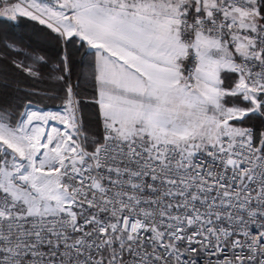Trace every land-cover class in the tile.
Returning <instances> with one entry per match:
<instances>
[{
	"label": "snow or ice",
	"instance_id": "6c2138e0",
	"mask_svg": "<svg viewBox=\"0 0 264 264\" xmlns=\"http://www.w3.org/2000/svg\"><path fill=\"white\" fill-rule=\"evenodd\" d=\"M4 18L56 53L0 40V264H264V0Z\"/></svg>",
	"mask_w": 264,
	"mask_h": 264
},
{
	"label": "trees",
	"instance_id": "16d2710c",
	"mask_svg": "<svg viewBox=\"0 0 264 264\" xmlns=\"http://www.w3.org/2000/svg\"><path fill=\"white\" fill-rule=\"evenodd\" d=\"M42 27L36 24V22L30 21L27 18H20L18 21H11L7 18L0 19V40L8 41H18L28 48H35L40 51V54H47L49 56H54L56 53V48L46 39L42 38L38 34V29ZM83 57L77 53L74 56V64L79 66L83 62ZM78 67L74 69V75L72 77L73 82H77L76 72H78ZM27 82L25 81L24 84ZM80 87L86 88L87 85L80 82ZM90 93V89H89ZM87 95V93L85 94ZM38 107L57 109L58 102H52L45 100L43 103L36 104Z\"/></svg>",
	"mask_w": 264,
	"mask_h": 264
},
{
	"label": "rangeland",
	"instance_id": "374dc122",
	"mask_svg": "<svg viewBox=\"0 0 264 264\" xmlns=\"http://www.w3.org/2000/svg\"><path fill=\"white\" fill-rule=\"evenodd\" d=\"M37 108H39V109H45V108H42V107H38V106H36ZM52 111H55V110H58V108L57 109H51Z\"/></svg>",
	"mask_w": 264,
	"mask_h": 264
},
{
	"label": "water",
	"instance_id": "95a60500",
	"mask_svg": "<svg viewBox=\"0 0 264 264\" xmlns=\"http://www.w3.org/2000/svg\"><path fill=\"white\" fill-rule=\"evenodd\" d=\"M43 110H51V109L45 108V109H43Z\"/></svg>",
	"mask_w": 264,
	"mask_h": 264
}]
</instances>
